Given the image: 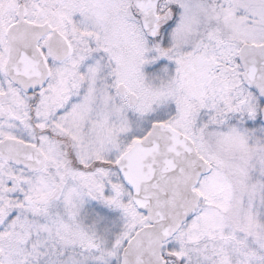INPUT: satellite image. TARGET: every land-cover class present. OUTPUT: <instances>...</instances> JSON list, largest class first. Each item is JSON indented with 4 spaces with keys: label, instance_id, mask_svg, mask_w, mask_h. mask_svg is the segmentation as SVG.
Returning <instances> with one entry per match:
<instances>
[{
    "label": "snow or ice",
    "instance_id": "6c2138e0",
    "mask_svg": "<svg viewBox=\"0 0 264 264\" xmlns=\"http://www.w3.org/2000/svg\"><path fill=\"white\" fill-rule=\"evenodd\" d=\"M0 264H264V0H0Z\"/></svg>",
    "mask_w": 264,
    "mask_h": 264
}]
</instances>
